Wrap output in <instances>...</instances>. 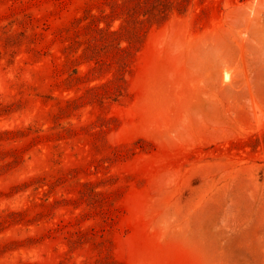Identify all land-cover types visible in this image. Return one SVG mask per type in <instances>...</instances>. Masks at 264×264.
Returning a JSON list of instances; mask_svg holds the SVG:
<instances>
[{"label": "rangeland", "instance_id": "1", "mask_svg": "<svg viewBox=\"0 0 264 264\" xmlns=\"http://www.w3.org/2000/svg\"><path fill=\"white\" fill-rule=\"evenodd\" d=\"M139 2L0 0V264H264V0Z\"/></svg>", "mask_w": 264, "mask_h": 264}, {"label": "trees", "instance_id": "2", "mask_svg": "<svg viewBox=\"0 0 264 264\" xmlns=\"http://www.w3.org/2000/svg\"><path fill=\"white\" fill-rule=\"evenodd\" d=\"M108 1L113 3V4L116 3V0H108ZM137 2H139V0H137ZM108 17L109 16L107 14L106 15L104 14L100 18L107 19ZM97 21H98L97 17L91 16V22H90V24L86 25L85 28H90L91 27L94 32H97L100 35L101 39L105 38L106 41H104L103 43H110L109 45L113 46L114 42L116 41V37L118 35H121L122 30H124V34L128 38L129 46H133L137 42V40L139 39V34L137 32H135L134 30L129 31L125 27H122L119 31H109L107 29L98 28ZM126 50H129V49H126ZM127 53H129V51H127Z\"/></svg>", "mask_w": 264, "mask_h": 264}, {"label": "bare ground", "instance_id": "3", "mask_svg": "<svg viewBox=\"0 0 264 264\" xmlns=\"http://www.w3.org/2000/svg\"><path fill=\"white\" fill-rule=\"evenodd\" d=\"M225 75H226V77H228V74L227 73Z\"/></svg>", "mask_w": 264, "mask_h": 264}]
</instances>
